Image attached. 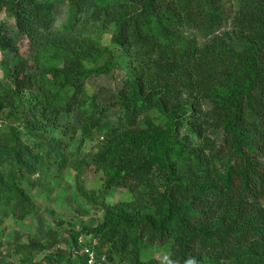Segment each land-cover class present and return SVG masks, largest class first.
Instances as JSON below:
<instances>
[{
    "label": "trees",
    "instance_id": "1",
    "mask_svg": "<svg viewBox=\"0 0 264 264\" xmlns=\"http://www.w3.org/2000/svg\"><path fill=\"white\" fill-rule=\"evenodd\" d=\"M3 11L34 62L1 24L13 58L0 60V227L27 229L19 264H89L91 236L111 264H264V0H0ZM120 57L126 78L103 106L88 80ZM84 129L102 138L89 161L83 139L73 150ZM77 161L101 174L100 189L78 184L100 219L39 262L35 190ZM114 190L129 198L108 204Z\"/></svg>",
    "mask_w": 264,
    "mask_h": 264
},
{
    "label": "rangeland",
    "instance_id": "2",
    "mask_svg": "<svg viewBox=\"0 0 264 264\" xmlns=\"http://www.w3.org/2000/svg\"><path fill=\"white\" fill-rule=\"evenodd\" d=\"M66 16L65 8L61 9L59 23H62ZM6 24L12 35L18 42L20 54L23 59L27 60L30 65H33V50L28 42V39L18 32L14 17L5 11L0 13V25ZM194 35V34H192ZM105 39H108L106 36ZM200 39V40H199ZM199 41L202 39L199 37ZM114 47V46H113ZM6 59H12L13 55L8 53L1 56ZM121 58V57H120ZM128 65L124 58L120 59L119 67L107 76H94L88 80V92L92 99L101 103L103 106H108L116 99L118 92L122 88ZM116 108L112 110L113 115ZM213 136L219 141L223 139L221 132H214ZM84 140V145L80 151L81 157L86 161L97 152L102 138L95 130H82L73 145V150L76 151L80 140ZM38 177V176H37ZM80 184L85 192L100 189L103 181L92 165L75 162L74 165L64 173L63 176L55 178L52 176L44 177L42 185L35 190L37 214L29 221L31 231L38 235L46 244L47 251L38 255V261H42L46 253L69 250V230L72 227L80 229L83 225L96 226L99 217L101 216V201L95 199V203L86 200L81 196L78 188ZM129 195L121 190H114L108 196L107 203L113 204L120 199H128ZM0 227V264H19V257L13 253L14 240L21 232L27 229L12 226V224ZM4 232V234H2ZM93 237H83L80 240V245L83 254L90 255L89 264H109L110 260H104L103 257H96L93 244ZM153 252H150V255ZM94 258L92 259V255ZM146 251L143 257L148 256ZM163 252H156L155 256L162 258ZM111 264V263H110Z\"/></svg>",
    "mask_w": 264,
    "mask_h": 264
},
{
    "label": "built area",
    "instance_id": "3",
    "mask_svg": "<svg viewBox=\"0 0 264 264\" xmlns=\"http://www.w3.org/2000/svg\"><path fill=\"white\" fill-rule=\"evenodd\" d=\"M94 258V255H92V259Z\"/></svg>",
    "mask_w": 264,
    "mask_h": 264
}]
</instances>
